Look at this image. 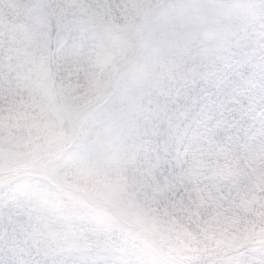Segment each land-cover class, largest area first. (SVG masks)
<instances>
[{
    "label": "snow or ice",
    "instance_id": "1",
    "mask_svg": "<svg viewBox=\"0 0 264 264\" xmlns=\"http://www.w3.org/2000/svg\"><path fill=\"white\" fill-rule=\"evenodd\" d=\"M0 264H264V0H0Z\"/></svg>",
    "mask_w": 264,
    "mask_h": 264
}]
</instances>
